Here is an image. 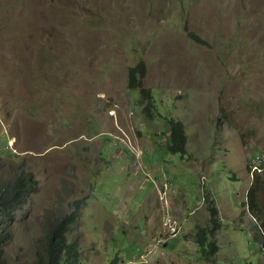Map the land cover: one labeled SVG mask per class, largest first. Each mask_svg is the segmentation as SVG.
Here are the masks:
<instances>
[{
	"label": "rangeland",
	"instance_id": "obj_1",
	"mask_svg": "<svg viewBox=\"0 0 264 264\" xmlns=\"http://www.w3.org/2000/svg\"><path fill=\"white\" fill-rule=\"evenodd\" d=\"M141 61L152 116L128 89ZM171 121L185 156L168 149ZM256 156L264 0H0V185L22 172L38 183L8 264H34L49 226L72 214L81 264H206L200 229L216 263L264 264L246 204L264 180Z\"/></svg>",
	"mask_w": 264,
	"mask_h": 264
},
{
	"label": "trees",
	"instance_id": "obj_2",
	"mask_svg": "<svg viewBox=\"0 0 264 264\" xmlns=\"http://www.w3.org/2000/svg\"><path fill=\"white\" fill-rule=\"evenodd\" d=\"M188 37L191 41L205 45L197 35L186 29ZM147 75V65L144 61L137 63V65L130 67L128 72V89L136 91L140 94L141 102L148 105L146 111L149 116L155 108L153 102V94L144 88V79ZM170 145L169 151L173 155L186 154L187 136L185 128L180 123L170 122ZM257 177V179H255ZM252 187L247 193V209L251 217L261 224L260 232L264 235V205L260 206L262 196L264 193V180L260 175H255ZM38 183L34 179L32 173L22 172L15 180L10 183L0 185V264H8L5 258V251L7 246L13 241L14 222L19 216V211L25 207L30 197L36 192ZM210 206L212 216L211 224L213 229L210 230L212 236L218 231V210L211 207L212 201L207 200ZM76 223L75 214L66 216L59 222L49 226L48 231L44 235L45 243L43 245V252L35 260L34 264H81L80 246L77 241L69 239L71 228ZM207 230L200 229L196 244L199 247V254L201 259L206 264H218L215 257L218 254V247L215 242H208ZM214 230V231H213ZM264 247V242H263ZM117 259L112 262L115 264Z\"/></svg>",
	"mask_w": 264,
	"mask_h": 264
},
{
	"label": "built area",
	"instance_id": "obj_3",
	"mask_svg": "<svg viewBox=\"0 0 264 264\" xmlns=\"http://www.w3.org/2000/svg\"><path fill=\"white\" fill-rule=\"evenodd\" d=\"M251 168L253 173H260L264 169V157L256 156L255 160L251 164Z\"/></svg>",
	"mask_w": 264,
	"mask_h": 264
},
{
	"label": "clouds",
	"instance_id": "obj_4",
	"mask_svg": "<svg viewBox=\"0 0 264 264\" xmlns=\"http://www.w3.org/2000/svg\"><path fill=\"white\" fill-rule=\"evenodd\" d=\"M253 163V162H252Z\"/></svg>",
	"mask_w": 264,
	"mask_h": 264
}]
</instances>
